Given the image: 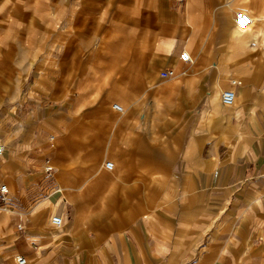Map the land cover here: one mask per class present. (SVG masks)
I'll list each match as a JSON object with an SVG mask.
<instances>
[{"label": "crops", "instance_id": "crops-1", "mask_svg": "<svg viewBox=\"0 0 264 264\" xmlns=\"http://www.w3.org/2000/svg\"><path fill=\"white\" fill-rule=\"evenodd\" d=\"M0 2V18L9 25H16L9 13L42 19L38 0ZM125 3L113 11L121 10L116 25L122 28L124 22L129 29V37L117 32L112 44L115 87L136 91L140 79L149 87L176 83L179 101L173 105L180 117L172 124L179 165L172 170L170 159L154 165L155 157L137 138L134 150L128 144L116 150L114 175L92 181L103 159L95 154L103 138L78 143L56 136L67 121L61 110L78 102L21 105L26 108L13 122H4L7 132L0 137L6 144L0 187L10 188L9 200H0V264H19L18 256L25 264H264V0H153L141 27L135 4ZM250 5L256 21L240 33L237 9ZM183 52L192 63L182 60ZM68 66L77 73L88 71L77 60ZM167 69L175 77L164 80L161 73ZM74 84L68 72L52 89L64 95L76 89ZM227 90L237 94L230 107L221 102ZM119 164L123 175L116 171ZM48 165L54 169L51 175ZM155 172L177 173L179 193L188 198L175 203L174 211L164 206L130 219L118 212L101 219L112 211L103 207L122 204L114 202L117 195L104 192L120 184L131 183L123 199H130L133 208L153 206L154 192L144 195L142 190L153 189L144 181ZM96 190L101 199L94 197ZM163 199L162 204L174 205ZM91 206H98L99 215ZM53 216L63 218L61 228L52 224ZM206 238L209 243L192 261Z\"/></svg>", "mask_w": 264, "mask_h": 264}, {"label": "rangeland", "instance_id": "rangeland-1", "mask_svg": "<svg viewBox=\"0 0 264 264\" xmlns=\"http://www.w3.org/2000/svg\"><path fill=\"white\" fill-rule=\"evenodd\" d=\"M38 1L41 3L40 15L43 20L32 16L31 13L19 15L9 13L8 17H13L16 21V25H9L7 19L0 18V137L7 132L4 122H13L26 108H22L21 105H60L71 99L78 104L64 106L61 113L67 121L60 123L57 134L53 135H62L63 138L66 137L65 139L70 137L78 143L88 142L97 137L103 138L105 143L101 152H95L97 155L101 153L103 159L101 158V162L98 161L96 170L91 173L92 181L102 175H114L115 173L103 167L105 162L115 163L116 150L122 144L132 145L131 148L134 150L137 138L138 145L140 144L145 153L148 150V155L155 157L154 165L162 166L164 161L170 159L172 170L178 166L179 149L174 141L176 126L172 124V121L180 117L179 109L173 105V102L179 101L178 96H175L176 89H173L176 83L170 80L165 82L164 86L149 87L140 79L136 91L115 87L117 67L112 44L117 32L122 34V37H129V29L125 27L124 22L122 28L116 25L115 21L120 17L121 10H116L117 15L113 11L115 7L120 9L121 5H126L127 0ZM128 1L135 4L141 27L148 5H152L153 0ZM52 3L58 6L56 10L52 9ZM109 5H112L111 10L105 13ZM253 8L250 5L248 8L239 7L237 10L249 12L253 11ZM76 60L84 64L88 71L77 73L68 66ZM68 72L76 89L64 95L55 94L52 87L56 85L57 78L65 80ZM115 103L124 107L122 113H116L112 109ZM79 120L82 122L84 120L82 124L86 125L76 127L75 124ZM102 120L103 124H97ZM84 128L89 130L86 131ZM67 131L71 133L67 135ZM111 138L114 141L109 145L108 141ZM77 148L75 146L74 149ZM144 164H147V159L144 160ZM117 169L118 175H123L120 164ZM164 179L167 189L163 186ZM144 182L146 185L152 183L153 189L149 191L143 188L145 191L142 190V193L145 195L154 192L153 198H156V202L151 201L153 206L139 205L133 208L135 206L128 204L127 200L130 199H123V192L126 190L124 188L131 185L128 182L126 185L120 184L118 188L104 191L107 195H117L118 199L114 202L122 204L103 207V211L110 208L112 211L105 213L101 219H112L117 212L121 217L130 219L136 217L138 213V216L149 214L164 206L174 211V208H177L175 203L181 198H188V194L179 193L177 173L155 172ZM168 190L170 193L166 195ZM94 197L101 199V192L96 190ZM164 197L167 201L171 200L174 205L162 204ZM91 207L95 210L93 214L99 215L98 206ZM209 241L210 238H206L203 243L196 246L194 249L196 255L192 254V261L199 258Z\"/></svg>", "mask_w": 264, "mask_h": 264}, {"label": "built area", "instance_id": "built-area-1", "mask_svg": "<svg viewBox=\"0 0 264 264\" xmlns=\"http://www.w3.org/2000/svg\"><path fill=\"white\" fill-rule=\"evenodd\" d=\"M252 24H253V18L250 13H248L247 11H238L236 13V25L240 31L244 32L248 30L252 26ZM181 58L183 61L188 63H192L193 61L191 55L188 52H183ZM161 76L164 80H169L175 77V72L172 69H167L161 73ZM236 99H237V94L233 90L224 91L221 96V102L226 107L232 106L235 103ZM113 107L119 113H122L124 111V107L120 104H115ZM5 152H6V144L0 138V161L4 158ZM105 167L109 171H112L114 169V163L112 161H107ZM53 170L54 169L51 165L47 166V171L50 175L53 173ZM9 196H10V188L8 187V185H2L0 187V200L5 203L9 200ZM52 224L56 228H61L64 224V220L60 216H53ZM17 262L19 264H25L26 259L22 256H18Z\"/></svg>", "mask_w": 264, "mask_h": 264}, {"label": "bare ground", "instance_id": "bare-ground-1", "mask_svg": "<svg viewBox=\"0 0 264 264\" xmlns=\"http://www.w3.org/2000/svg\"><path fill=\"white\" fill-rule=\"evenodd\" d=\"M249 13V12H248ZM252 16V15H251ZM254 16H252V18H253ZM254 20L256 21V19H255V17L253 18V23H254ZM253 25V24H252ZM236 27H237V25H236ZM252 27V26H251ZM250 27V28H251ZM249 28V29H250ZM237 29H238V27H237ZM249 29L248 30H246V31H244V32H242V31H240L239 29H238V31L240 32V33H246L247 31H249Z\"/></svg>", "mask_w": 264, "mask_h": 264}]
</instances>
